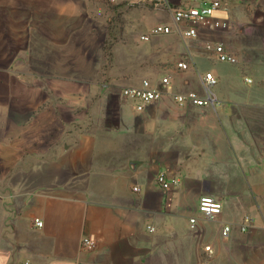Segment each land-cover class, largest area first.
<instances>
[{"label": "crops", "instance_id": "1", "mask_svg": "<svg viewBox=\"0 0 264 264\" xmlns=\"http://www.w3.org/2000/svg\"><path fill=\"white\" fill-rule=\"evenodd\" d=\"M206 1L0 0V264H264V58L258 39L220 37L253 26L264 0H219L183 39L171 10ZM158 25L171 32L140 40ZM206 72L214 108L177 104ZM164 77L172 93L142 112L120 94ZM201 195L222 203L215 219Z\"/></svg>", "mask_w": 264, "mask_h": 264}, {"label": "built area", "instance_id": "2", "mask_svg": "<svg viewBox=\"0 0 264 264\" xmlns=\"http://www.w3.org/2000/svg\"><path fill=\"white\" fill-rule=\"evenodd\" d=\"M108 3L115 4L119 0H106ZM163 0H150L151 3H160ZM219 0H208L201 5H186L171 10L172 20L176 26L180 27V35L183 39H195L198 36V25L207 24V20L212 15L213 11L220 8ZM171 27L165 25H158L153 27L148 34L140 36V40L149 41L151 36L169 34ZM206 48L210 50L218 61L224 63H235L236 59L233 55L226 52L221 44H207ZM189 65L186 61H178L176 68L179 71H186ZM246 83H251L250 78H245ZM217 84V79L212 72H206L201 78V92L188 91L186 93H172V81L170 77H164L159 84L154 85L149 80H143L138 86L123 87L120 91L121 96L130 101L137 112H142L147 106L160 101L163 95L167 92L173 94L174 101L179 105H191L194 107H213L216 104L215 99L211 95V89ZM158 185L163 190H169L177 186L178 180L175 178H168L164 173H159L156 177ZM138 191V187L133 188ZM222 203L210 196L201 195L198 200V212L207 220L215 219L222 211ZM196 219H190L191 227H194ZM253 218L245 215L239 224V231L247 233L253 227ZM36 227H42L43 223L39 219L34 220ZM149 232H153L152 226H147ZM232 231L230 225H225L222 228L221 236L228 238ZM81 245L86 250H93L97 243L92 237H83ZM211 252V251H210ZM27 264V263H26Z\"/></svg>", "mask_w": 264, "mask_h": 264}, {"label": "rangeland", "instance_id": "3", "mask_svg": "<svg viewBox=\"0 0 264 264\" xmlns=\"http://www.w3.org/2000/svg\"><path fill=\"white\" fill-rule=\"evenodd\" d=\"M264 11V10H263ZM262 15V16H261ZM258 20L256 18L253 19V26L251 27H245L243 28L241 31H239L238 29L234 30L233 34L230 33H226V34H220L222 37V39H258L255 42V51H257V53H259L261 55V58H264V13H258ZM151 30V29H150ZM147 31L144 34H148ZM155 36H151L150 39H154ZM198 37V36H197ZM206 38H208L207 33L205 34ZM198 39V38H195ZM111 41V40H108ZM111 45V42H106L105 43V48H108V46ZM254 45H252L254 47ZM110 49V48H109ZM248 50L251 49V47L249 46L247 48ZM264 64V59L260 60V63Z\"/></svg>", "mask_w": 264, "mask_h": 264}]
</instances>
